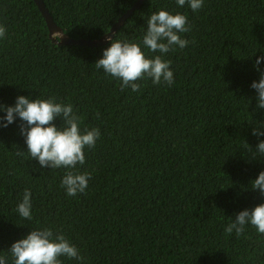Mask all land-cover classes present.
<instances>
[{"label": "trees", "instance_id": "1", "mask_svg": "<svg viewBox=\"0 0 264 264\" xmlns=\"http://www.w3.org/2000/svg\"><path fill=\"white\" fill-rule=\"evenodd\" d=\"M43 1L70 38L95 41L138 0ZM160 10L188 18L192 30L181 36L190 43L163 57L172 86L148 78L133 92L95 68L110 42L60 47L33 0H0V105L15 106L18 96L55 98L84 117L82 131L101 133L77 166L91 173L86 191L68 196L61 186L67 170L31 160L20 119L0 127V256L7 264L11 246L44 227L62 232L84 257H62L63 264H264V234L250 224L240 237L225 233L239 212L264 204L251 187L264 172V156L252 158L264 141L252 135L264 127V109L251 87L264 72V61L256 66L264 57V0H204L197 12L177 0H147L114 39L141 43ZM141 47L149 58L160 55ZM25 189L31 221L16 211Z\"/></svg>", "mask_w": 264, "mask_h": 264}, {"label": "clouds", "instance_id": "2", "mask_svg": "<svg viewBox=\"0 0 264 264\" xmlns=\"http://www.w3.org/2000/svg\"><path fill=\"white\" fill-rule=\"evenodd\" d=\"M177 4L180 7L187 4L193 12H197L204 6V0H177ZM191 30L188 18L181 13L171 14L166 10L152 13L147 20V30L141 43L112 40L109 37L110 47L103 51V57L95 63V68L102 69L106 75L119 81L121 91L131 88L133 92H138L141 88L139 81L148 78L152 79L154 85L163 83L170 87L175 83L174 72L171 70V61L163 57L177 47H188L190 41L182 38L181 34ZM5 36L6 28L0 25V39ZM141 44L151 53L160 55L149 58ZM262 61L264 57L257 59V71H260L258 65ZM251 87L257 92L258 109H264V72L259 82H253ZM0 111L6 113L0 117V127L7 128L17 118L20 119V131L25 137L31 160H37L42 168L67 170L61 186L68 196L86 191L91 173H80L77 166L86 163L85 148L96 147L101 135L99 128L85 126L82 131L84 117L77 115L71 104L57 103L55 98L33 100L18 96L15 106L0 105ZM99 117L100 113L97 112L96 118ZM57 118L64 122L61 128L54 123ZM260 128L264 127L254 128L252 135L264 136ZM256 154L264 156V141L258 144L253 159ZM16 155L22 156L24 152L18 151ZM251 187L264 195V172L252 182ZM31 196V191L25 189L16 209L19 217L26 221L33 219ZM249 224L259 234H264V204L239 212L235 221L226 226L225 233L231 235L235 232L240 237ZM8 251L13 264H63L62 257L80 262L84 260L78 248L62 232H54L51 227L34 229L26 238L15 242ZM0 264H7L5 256H0Z\"/></svg>", "mask_w": 264, "mask_h": 264}, {"label": "water", "instance_id": "3", "mask_svg": "<svg viewBox=\"0 0 264 264\" xmlns=\"http://www.w3.org/2000/svg\"><path fill=\"white\" fill-rule=\"evenodd\" d=\"M37 5L38 10L45 19L48 31L49 38L53 44L58 46H81L88 48H99L105 46L109 43V37L113 40L116 33L121 29V27L134 15V13L141 8V6L147 0H138L136 4L130 9L125 15H123L119 21L112 27L111 31L104 35L101 39L95 41L89 40H75L70 38L64 30L59 27L56 23L49 10L47 9L43 0H33Z\"/></svg>", "mask_w": 264, "mask_h": 264}]
</instances>
